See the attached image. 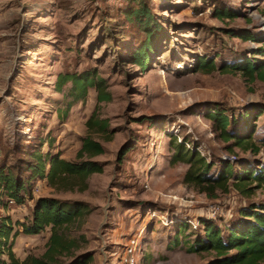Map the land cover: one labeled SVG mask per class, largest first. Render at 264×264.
Returning <instances> with one entry per match:
<instances>
[{"label":"rangeland","instance_id":"obj_1","mask_svg":"<svg viewBox=\"0 0 264 264\" xmlns=\"http://www.w3.org/2000/svg\"><path fill=\"white\" fill-rule=\"evenodd\" d=\"M142 1L166 33L144 71L130 61L134 44L144 35L123 13L136 6L134 1L0 0V165H15L19 155L14 149L26 142L44 140L43 153L71 162L87 136L105 148L103 155L93 158L104 172L92 175L85 190H65L38 180L32 189L34 200L10 203L0 215L25 222L40 197L82 202L89 213L61 232L79 246L74 256L90 253L91 264H118L125 245L137 238L138 264H207L211 254L188 251L203 233V220L225 228L227 222L238 220L242 208L263 202L264 190L256 189L250 196L230 190L212 199L185 185L188 166L171 164V136L178 142L186 138L187 149L216 164L214 172L226 161L236 169L241 163L264 164V147L258 154L240 148L227 151L205 117L219 104L244 126L257 106L256 113L263 115L253 120L254 143L261 146L264 81L251 82L240 73L192 72L199 57L218 65L244 58L264 61L258 53L264 48V0ZM222 7L237 17L219 20L214 12ZM243 31L260 41L229 36ZM89 71L105 79L112 101L100 103L97 91L89 89L85 100L68 109L71 84L58 92L59 76ZM92 116L108 120V133L89 131ZM147 117L155 119L141 123ZM125 145L136 148L120 163ZM184 222L188 230L175 245L178 225ZM50 237V228L38 236L20 233L13 252L20 260L41 257Z\"/></svg>","mask_w":264,"mask_h":264},{"label":"trees","instance_id":"obj_2","mask_svg":"<svg viewBox=\"0 0 264 264\" xmlns=\"http://www.w3.org/2000/svg\"><path fill=\"white\" fill-rule=\"evenodd\" d=\"M134 1L135 7L123 12L128 22L141 30L144 39L134 44L130 61L144 70L147 69L152 55L158 49V40L165 36L164 28L159 24L148 5L142 0ZM137 7V8H136ZM214 15L219 20H233L237 14L225 7L217 8ZM230 37L244 41H260L248 31L239 34H229ZM258 53L264 57V48ZM129 58V57H128ZM216 71L224 73H240L251 82L264 81V61L256 58H244L240 61L218 65L213 59L199 57L192 68L193 73L211 74ZM71 84L68 104L70 109L75 103L86 99L89 89L98 93V101L111 102L112 94L104 78L96 71L82 74H61L57 81V91L63 92L64 87ZM254 106L247 114L243 126L240 121L229 116L231 110L219 104L214 105L205 115L211 123L216 137L226 144V150L234 153L235 148L244 152L252 151L258 154L264 147V137L261 146L254 143V119H258L263 112H257ZM68 112V111H67ZM258 115V116H257ZM154 117L141 119L153 121ZM91 133L106 134L109 130L108 120H99L95 116L87 123ZM112 137L107 136L106 141ZM186 138L178 142L171 136L170 146L173 150L171 164H186L188 169L184 176V184L196 188L209 198H218V193H228L234 190L242 195L250 196L256 189L264 190V164L250 166L241 163L236 169L234 163L222 162L219 170L214 172L215 163L208 162L197 150H189L185 145ZM44 140L38 144L21 143L15 147L19 159L15 165H0V209L7 210L10 203L22 205L26 199L34 200L32 189L36 181L46 180L49 185L65 190L87 187V180L95 174L104 172L103 165L93 158L105 153L100 141L87 136L82 140V148L77 154L76 161H67L60 155L43 153ZM136 146L125 145L119 153V162L133 151ZM218 165V164H217ZM31 217L25 222L14 223L9 216L0 215V264H91L92 254L74 256L79 249L75 240H70L61 232L75 222L83 219L88 213V205L82 202H66L53 197H40L34 201ZM238 220H231L223 225L213 221L203 220V233L190 243L188 251L195 254H211L212 259L207 264H263L264 263V201L252 204L239 211ZM187 222L178 225L175 245L181 243ZM18 227V228H16ZM48 228L51 230L49 248L41 257L29 256L20 260L13 252L14 239L21 233L27 236H38ZM21 231V232H20ZM70 257L69 262L60 257Z\"/></svg>","mask_w":264,"mask_h":264},{"label":"built area","instance_id":"obj_3","mask_svg":"<svg viewBox=\"0 0 264 264\" xmlns=\"http://www.w3.org/2000/svg\"><path fill=\"white\" fill-rule=\"evenodd\" d=\"M138 244L137 238L130 239L125 245L121 256L117 259L118 264H138Z\"/></svg>","mask_w":264,"mask_h":264}]
</instances>
